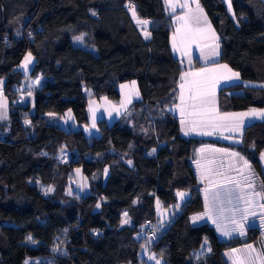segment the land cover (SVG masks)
Segmentation results:
<instances>
[{
	"label": "trees",
	"instance_id": "1",
	"mask_svg": "<svg viewBox=\"0 0 264 264\" xmlns=\"http://www.w3.org/2000/svg\"><path fill=\"white\" fill-rule=\"evenodd\" d=\"M199 3L219 35L220 60L241 78L221 88L220 111L264 107V0H231L234 16L224 0ZM129 5L136 16L150 20V40ZM171 24L164 0H0V93L22 83L25 75L17 66L29 52L35 59L31 75L45 77L34 93L35 113L29 106H14L6 133H0V264L29 259L28 264H147L140 257L145 245L164 264H230L231 249L256 246L261 238L256 226L226 239L206 217L192 222L206 208L193 165L205 146L239 152L252 166L256 189L264 192V120L247 124L240 143L182 132L181 118L169 111L183 70L172 49ZM17 26L23 33L18 35ZM78 36L82 44L75 41ZM130 80L137 81L141 93L133 115H149L151 109L161 113L157 132L146 136L118 121L100 122L101 135L88 137L44 119L50 112L72 110L77 122L86 123V87L97 97L119 99V84ZM28 116L29 128L23 123ZM62 144L76 151L69 168L100 177L77 206L45 196L34 183L51 185L58 179L51 155ZM44 150L50 156L42 155ZM218 154L228 157L206 155ZM179 190L191 195L160 231L156 202L175 205ZM125 212L130 223L122 225ZM147 220L158 223L159 238L147 237ZM205 239L210 252L201 247Z\"/></svg>",
	"mask_w": 264,
	"mask_h": 264
},
{
	"label": "snow or ice",
	"instance_id": "2",
	"mask_svg": "<svg viewBox=\"0 0 264 264\" xmlns=\"http://www.w3.org/2000/svg\"><path fill=\"white\" fill-rule=\"evenodd\" d=\"M195 3V9L191 7L188 0H184L178 6L187 9L186 13L182 16H177L176 21L180 25L176 28L172 38L173 50L184 51L192 43H200L202 41L211 40V44L204 43L203 48L209 51L204 55L207 60L209 56H218L219 43L218 37L215 34L214 29H212L211 23L208 21L203 8L200 6L199 0H193ZM229 11H231V0H227ZM165 4L171 7L173 11L177 4L174 0H165ZM132 11V16L136 19L138 25H147L149 21L141 20L137 18L135 8L129 5ZM95 15V13H93ZM234 16L235 13L233 12ZM196 25V27H193ZM145 38L150 36V33L145 31ZM77 41H81L83 36H78L74 38ZM32 54L29 52L24 57V62L22 67L27 69L29 64L32 63ZM191 63V56L189 55V64ZM239 73L233 72L227 64L217 65L213 68H202L198 71L184 72L180 76L181 83L179 85L180 103L176 105V108L180 111L181 116V126L182 131L185 135L189 133L197 132L201 135H214L221 134L225 131L229 133H241L246 125V121L250 119L264 120V109L250 108L246 112H229V113H219L215 107V90L217 85L223 81H231L233 79H239ZM3 81H0L2 84ZM39 83V80H37ZM133 86L135 81L132 82ZM127 85H121V88H127ZM31 96V92L28 93ZM139 96V92L134 90L127 93L126 100L121 101V107L126 108L127 104L132 102V98ZM106 100V98H104ZM6 104L4 101L0 100V109H5ZM91 110V109H90ZM113 111L119 112V109L113 107ZM112 112H109L111 115ZM49 115H54L49 113ZM0 118H3L0 115ZM69 118H71L69 116ZM26 124L31 123L26 120ZM92 128H95V117L93 118ZM225 139H233L232 136H226ZM155 149H153V152ZM225 153L230 159L228 166L229 171H235L236 176H229L224 172L219 171L214 165L216 161L214 159H208L207 153ZM198 158L194 161L197 166V171L200 175L202 181L206 180L212 189L211 198H209V187L205 188V212L203 214L194 215L191 217L193 223L205 219V217L215 224L218 232L222 233L224 236H231L233 233H239L240 235L245 234V222L249 220L250 217H256L257 212L255 209L259 207L262 211L260 213V223L264 226V203L258 202L264 201V192H258L255 190V173L252 170L250 162L243 157L239 152H229L227 149H214L209 146H205L198 150ZM260 158L264 161V152L260 154ZM131 164V161H128ZM223 165L221 164L220 167ZM77 174L80 173V169L76 170ZM108 169H104V174L106 175ZM247 173V174H246ZM264 187V184L261 185ZM224 189V198L221 196V189ZM247 190V191H246ZM48 191H52L51 188ZM235 193V196L233 195ZM176 196L183 200L186 193L183 191H178ZM225 200L229 205L235 204L233 207L225 209ZM242 204L243 207H239ZM97 208L100 207L98 203ZM157 207L160 208V201L157 200ZM176 208L180 205L176 204ZM225 211L231 213V216L227 219L229 220V225L227 226L221 222L223 214ZM166 212V210H165ZM164 213H161L163 216ZM237 215L239 218L237 219ZM124 219L121 221L122 225L130 223L127 218V213H124ZM163 219L161 220V226H163ZM31 240V237H28ZM150 242V241H149ZM146 247V245L144 246ZM207 248L210 252L211 249L207 245V240L201 246ZM246 251H255L253 245H246ZM241 252L240 249H231L227 254L232 264H264V252L257 253L255 257H249L247 259L241 258L237 253ZM150 260H155V264H161V261L156 259L155 255L149 256ZM28 264V261H25Z\"/></svg>",
	"mask_w": 264,
	"mask_h": 264
},
{
	"label": "rangeland",
	"instance_id": "3",
	"mask_svg": "<svg viewBox=\"0 0 264 264\" xmlns=\"http://www.w3.org/2000/svg\"><path fill=\"white\" fill-rule=\"evenodd\" d=\"M225 1H227V0H225ZM174 2L177 4V7H175L174 11L171 7H168L165 4L166 9L169 11V13L171 15L172 34H174V32L176 31V28L180 26L176 21V17L184 15L187 11V10H183V8L178 6L180 3H183L184 0L183 1L179 0L178 2L175 0ZM188 2L191 4V7L193 9H195V3L193 2V0H188ZM164 3H165V1H164ZM203 10L207 16L208 21L210 22V19H209L204 8H203ZM14 23L17 25L19 24L18 22H14ZM211 26H212V29H214L216 36L219 37L216 29L213 27L212 24H211ZM138 27L143 33H145L144 27H142L141 25H139ZM193 27H196V25H193ZM22 31H23L22 27L17 26L18 35L23 33ZM75 41L77 43H81V44L84 42L83 39L81 41H77V40H75ZM204 43L211 44L212 41L209 39L207 41H202L200 43H192L183 52L179 51V50L174 51L175 54L178 55V57L180 56L182 58V61H183L182 62V69L183 70H182L181 74L184 72H189V71H198L202 68H213V67H216L217 65L227 64L226 62L220 60L219 55H218V58H214L213 60L210 57H208L207 60H203L201 53L204 49L203 48ZM186 53H188V55L191 56V62L193 63V65L191 64L189 66V62L184 59V55ZM32 58H33L32 63L29 64L27 69L22 67L24 59L17 66V69L21 70L25 75L23 80H22V83L20 85H17L15 87L14 91H12L10 93H7L5 91L0 93V100L4 101V103L6 104L5 109H0V115L3 116V118H0V133H1V135L6 133L5 131H7V129H8L7 124H8V119H9V113H10V110L14 108V106H29L30 107L29 113H31V114L35 113V95H34V93L36 90H38L42 87V85L44 84V81H45V77L42 74H38L35 76L31 75L30 72H31V69L33 67L34 60H35L33 55H32ZM208 60H210V63ZM228 67L231 68L233 72H238L235 69H233L231 66L228 65ZM181 74H180V76H181ZM180 76H179V79L177 81L176 91L174 92V98L173 99H175V101H173V104L170 105V107H169V111H171L172 113H174L175 115H178V116H180V111L178 108H176V105L180 103V100H179V96H180L179 85L181 83ZM37 80H39V83H37ZM133 81H135L134 86L132 84ZM240 81H241V78L239 75V79H233L231 81H226V82L222 80L220 82V84L217 85L216 90H215V107L218 111H219L220 90L223 87V85L228 84V83L229 84L230 83H236V82H240ZM121 85H127L128 87L122 89ZM133 87H134L135 91L139 92V96L138 97L134 96L132 98V102L130 104H127L126 108L121 107V101L126 100L127 93L129 91L133 90ZM118 88H119L120 93H121L119 99H111L107 96L97 97L96 95H94V92L91 89H89L88 87L85 88V94L87 97V113H88V121L86 123L77 122L75 115H74L72 110H68L62 114L50 112L54 115H49V113H47L44 119L48 124L61 127L65 130H82L86 134V136H88V137H93V136L98 137L101 135L100 122H106L110 126V125H112L118 121L122 125L123 124L129 125L131 128H133L136 131L137 134H142V135H146V136H148L151 133L157 132L159 130L157 118L161 117V115H160L161 113H159L157 116V112L151 109L149 112V115H145V113H143V114L141 113L142 115L140 113L133 115V113L135 112L134 111V103L141 98V93H140L137 81L136 80H130V81L120 83ZM29 92H31V96L28 95ZM104 98H106V100ZM113 107L119 109V112L113 111ZM254 108L264 109V107H254ZM110 111L112 112L111 115H109ZM234 112H237V111H234ZM239 112H245V111L240 110ZM69 116L71 118H69ZM144 116H146V118L149 120L148 123L143 122V119L145 118ZM94 117H95V128H92V123H93ZM26 120L31 122V118L28 116V117H25L23 119V123L25 124V126L27 128H29L31 126V123L26 124L25 123ZM255 121H263V120L255 119ZM143 124H147V125L143 126ZM1 128H4V130L2 131ZM181 130H182V126H181ZM193 133L194 134H191V135L205 136V135H201L197 132H193ZM188 135H190V134H188ZM210 137L222 139L225 141H231V139H225V137H226L225 134L221 135V134L217 133V134H214V136H210ZM235 139H237V138L234 136L232 139L233 142H236ZM41 154L44 156H50L51 153L47 150H44L41 152ZM75 155H76V151L74 149L70 148L69 145L62 144L58 148L57 152L54 155H51L53 162L56 164V171H57V177H58V179L55 181V183L51 184V185H44L39 180L34 181V183L37 184L39 190L45 196H51V197L57 198L58 200L62 201L65 205H69V206H71V205L77 206V204H79V202L81 201V199L85 195H87L88 193H91L93 181L94 180L98 181L100 178V177L94 176V175L92 177H87L82 173L81 169H80V173L77 174L76 170L79 168H69L68 165L70 164V160ZM98 157L104 158L105 154H100V155H98ZM213 159L216 161V165H214V167H216L219 171L224 172L225 174H227L229 176H236L237 175V173L235 171H229L228 170V166L230 163L229 157H224L223 155L219 156V154H218V158H213ZM221 164L223 165L222 168L220 167ZM262 164L264 167V161H262ZM193 168L195 170V173L198 175L200 188L204 191L206 187H209V189H210L209 190V198H211L212 189L206 180L202 181L200 179V175L197 171V166H196L195 162H194ZM49 188H51L52 191H48ZM255 190L260 192L256 188H255ZM179 191H183L186 193V196L183 200H181L179 197L176 196L175 205L179 204L180 205L179 208H176L175 205L165 206L162 202H160V208L158 209L157 203H156L155 211H156L157 221L159 222L160 231L164 230L168 226L170 219H172L175 216V214H177L181 211L182 205L191 195L190 190H179ZM220 191H221L222 198H224V195H225L224 189L222 188ZM233 195L235 196V193ZM257 200L260 203H264V201H260L259 198H257ZM234 204H235V201L233 202V205H229L225 200L224 208L225 209L231 208L234 206ZM239 207H243V205L240 204ZM165 210H166V212H165ZM255 211L257 212L256 217H250L249 220L247 222H245L244 227L246 230L249 226H256L261 233V238L256 242V246L253 245V248L255 251H251V252L246 251L245 250L246 245H243L241 248H239L241 250V252L237 253V255L241 256V258L247 259L249 257H255L257 253L264 252V226H261L260 218H259L262 210L259 207H257L255 209ZM161 213H164L163 216L161 215ZM230 216H231V213L228 211H225L223 214V218L221 219V222L227 226H230L229 220L227 219ZM124 218L125 217L123 214L122 220ZM127 218L129 219L128 215H127ZM238 218H239V215H237V219ZM162 219L164 221L163 226H161V220ZM142 236H143V232H140L138 234V237L140 238ZM220 236L222 238L230 239L234 236L240 237L242 235H240L239 233H233L231 236L226 237L222 233H220ZM64 237H65V235H61L60 237L57 238V242H56V249L57 250L62 248ZM153 254L155 255L156 259L161 261V264H164V258L160 255H157L155 252L151 251L149 246L143 247L140 251V257L145 259L147 264H155V260L149 259V256L153 255ZM228 259H229L230 264H232V261H231L229 256H228ZM27 261L30 262L33 260L29 259ZM257 264H258V262H257Z\"/></svg>",
	"mask_w": 264,
	"mask_h": 264
},
{
	"label": "crops",
	"instance_id": "4",
	"mask_svg": "<svg viewBox=\"0 0 264 264\" xmlns=\"http://www.w3.org/2000/svg\"><path fill=\"white\" fill-rule=\"evenodd\" d=\"M165 1V0H164ZM175 1V0H174ZM177 2L179 1V0H176ZM181 1H183V0H181ZM225 1V0H224ZM226 2V4L228 3L227 1H225ZM227 6H228V4H227ZM165 8H166V6H165ZM180 10V9H179ZM183 10H187V9H184L183 8ZM229 10V9H228ZM166 11L168 12V14H170L169 13V11L166 9ZM230 12V14L232 15V13H233V10H232V7H231V11H229ZM137 18H139V19H141V20H147V21H149V23H150V20H148V19H143V18H140V17H138L137 16ZM135 20V22H136V19H134ZM149 23L147 24V25H141L142 27H144L145 29V31H147L148 33H150L149 32ZM137 24V23H136ZM138 25V24H137ZM139 26V25H138ZM141 31V30H140ZM141 33H142V35H143V37L145 38V35H144V33L141 31ZM150 38H151V35L146 39V40H150ZM172 38H173V34H171V45H172ZM219 38V37H218ZM218 43H219V39H218ZM172 49H173V47H172ZM174 51V50H173ZM209 50L208 49H206V48H204L203 49V53H207ZM218 52H219V55H220V48L218 49ZM174 54H175V52H174ZM176 55V54H175ZM201 55H202V57H203V60H206L205 58H204V55L201 53ZM189 55H188V53H186L185 55H184V59L186 60V61H188L189 62V57H188ZM176 57H178V55H176ZM212 60L214 59V58H218V56H209ZM179 59H180V63H181V65H182V58L179 56L178 57ZM184 60V61H185ZM209 61V63H210V60H208ZM193 65V63L191 62L190 64H189V66L190 65ZM231 93H233V92H228L227 94H231ZM251 108H254V107H251ZM250 109V108H249ZM249 109H246V110H244L245 112L246 111H248ZM219 111H220V109H219ZM229 112H232V113H235L234 111H228V112H224V111H220L219 113H221V114H223V113H229ZM237 112H239V111H237ZM178 116V115H177ZM180 117V116H179ZM181 118V117H180ZM181 120V119H180ZM251 122H255V119H250V120H247L246 121V125L247 124H249V123H251ZM245 125V126H246ZM245 128V127H244ZM244 130V129H243ZM190 134V136H198V135H191V134H194V133H189ZM223 134H225L226 136H232V137H236L237 139H235L236 140V142H233V140L231 139V141H229V142H232V143H240L241 142V133H229V132H227V131H225ZM210 136H214V135H210ZM209 135H205V136H200L199 135V137H207V138H214V137H210ZM157 203V202H156Z\"/></svg>",
	"mask_w": 264,
	"mask_h": 264
},
{
	"label": "built area",
	"instance_id": "5",
	"mask_svg": "<svg viewBox=\"0 0 264 264\" xmlns=\"http://www.w3.org/2000/svg\"><path fill=\"white\" fill-rule=\"evenodd\" d=\"M2 90V84H0V91ZM145 227L147 229V237L150 239H157L159 238V231H158V223L152 220H147L145 223Z\"/></svg>",
	"mask_w": 264,
	"mask_h": 264
}]
</instances>
